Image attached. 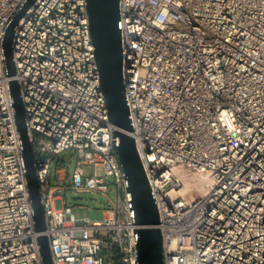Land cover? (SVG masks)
Here are the masks:
<instances>
[{
  "label": "built area",
  "instance_id": "built-area-1",
  "mask_svg": "<svg viewBox=\"0 0 264 264\" xmlns=\"http://www.w3.org/2000/svg\"><path fill=\"white\" fill-rule=\"evenodd\" d=\"M26 1L0 0V264H43L41 234L52 264H138L86 0H36L14 27L9 77L2 40ZM119 14L129 134L158 209L163 264H264V0H120ZM11 80L35 159L42 233ZM66 151L77 158L70 185L57 161ZM67 189L115 199L76 220L72 207L54 208Z\"/></svg>",
  "mask_w": 264,
  "mask_h": 264
},
{
  "label": "water",
  "instance_id": "water-1",
  "mask_svg": "<svg viewBox=\"0 0 264 264\" xmlns=\"http://www.w3.org/2000/svg\"><path fill=\"white\" fill-rule=\"evenodd\" d=\"M36 0H27L12 18L2 40L4 63L9 77L15 74L12 39L14 27ZM120 0H86L90 35L100 73L101 88L106 101L109 120L117 130L119 139L117 156L128 181L134 210L133 223L138 227V264H163V237L159 228V213L151 196L149 182L139 159L132 132L129 110L126 104L125 85L122 79V48L120 31ZM13 99L17 131L22 143V156L26 169L27 187L34 212L35 230H45L44 214L40 203L37 169L31 143L28 138L25 112L17 81L9 83ZM43 264H52L48 240L38 237Z\"/></svg>",
  "mask_w": 264,
  "mask_h": 264
},
{
  "label": "rangeland",
  "instance_id": "rangeland-1",
  "mask_svg": "<svg viewBox=\"0 0 264 264\" xmlns=\"http://www.w3.org/2000/svg\"><path fill=\"white\" fill-rule=\"evenodd\" d=\"M59 165L65 167L68 170V184L72 181L73 172L77 166L76 155L71 151H66L57 157ZM54 168L52 165V182L54 181ZM84 176H89L92 173V168L85 166L82 168ZM96 173L101 174L102 169L96 168ZM113 192L108 196H104L98 193H78L73 189H67L60 194V199H56L54 202L55 210H62L65 206L73 208V214L76 220H82L92 216L93 213H98L108 208L110 201L115 198ZM65 200V204L63 202Z\"/></svg>",
  "mask_w": 264,
  "mask_h": 264
},
{
  "label": "bare ground",
  "instance_id": "bare-ground-1",
  "mask_svg": "<svg viewBox=\"0 0 264 264\" xmlns=\"http://www.w3.org/2000/svg\"><path fill=\"white\" fill-rule=\"evenodd\" d=\"M185 192H186V189L183 188V189L181 190L180 194H183V193H185Z\"/></svg>",
  "mask_w": 264,
  "mask_h": 264
},
{
  "label": "crops",
  "instance_id": "crops-1",
  "mask_svg": "<svg viewBox=\"0 0 264 264\" xmlns=\"http://www.w3.org/2000/svg\"><path fill=\"white\" fill-rule=\"evenodd\" d=\"M65 184H67V182H65Z\"/></svg>",
  "mask_w": 264,
  "mask_h": 264
}]
</instances>
